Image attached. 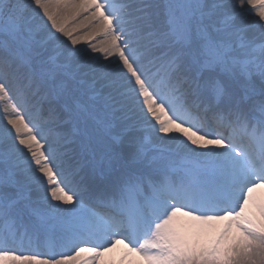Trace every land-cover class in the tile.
<instances>
[{
  "label": "snow or ice",
  "instance_id": "snow-or-ice-1",
  "mask_svg": "<svg viewBox=\"0 0 264 264\" xmlns=\"http://www.w3.org/2000/svg\"><path fill=\"white\" fill-rule=\"evenodd\" d=\"M0 264H264V0H0Z\"/></svg>",
  "mask_w": 264,
  "mask_h": 264
},
{
  "label": "bare ground",
  "instance_id": "bare-ground-1",
  "mask_svg": "<svg viewBox=\"0 0 264 264\" xmlns=\"http://www.w3.org/2000/svg\"><path fill=\"white\" fill-rule=\"evenodd\" d=\"M119 248L115 251V252H113L112 254H110L111 256H118V254H119Z\"/></svg>",
  "mask_w": 264,
  "mask_h": 264
}]
</instances>
